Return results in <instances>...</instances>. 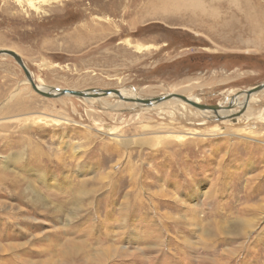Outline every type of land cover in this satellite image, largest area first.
Listing matches in <instances>:
<instances>
[{
    "label": "rangeland",
    "instance_id": "obj_1",
    "mask_svg": "<svg viewBox=\"0 0 264 264\" xmlns=\"http://www.w3.org/2000/svg\"><path fill=\"white\" fill-rule=\"evenodd\" d=\"M1 50L48 90L228 108L264 0H0ZM27 81L0 55V264H264V91L220 119Z\"/></svg>",
    "mask_w": 264,
    "mask_h": 264
},
{
    "label": "water",
    "instance_id": "obj_2",
    "mask_svg": "<svg viewBox=\"0 0 264 264\" xmlns=\"http://www.w3.org/2000/svg\"><path fill=\"white\" fill-rule=\"evenodd\" d=\"M0 55H8V56L14 58L15 61L21 66V68L25 72V75L28 78V80L30 81L33 90H35L36 93H38L39 95H41L43 97H46V98H58V97L65 96V95H71V96L83 99V98H87V97L109 96L111 94H115L117 96H121L120 91L119 90H115V89L114 90H112V89L103 90V91H100V92H97L96 90L86 91V92H79V91H73V90H58V89H56L57 93H55V94L50 93V92L41 91L38 88V86L35 84V81H34L32 75H31L30 71L25 66V63H24L23 59L18 54H16L15 52H12V51H0ZM263 90H264V83L261 84V85L256 86L252 90H249V91L245 92L246 96L248 97L247 101L249 102V98L252 95H255V94L259 93V92H262ZM89 92H91V94H94V95H89L88 94ZM173 98L179 99V100H181V101H183V102H185V103L191 105L192 107H194V108H196L198 110H201V111H211V112L216 113V112H219V111H222V110L223 111H228V110L232 109V107L225 108V107H221L219 105H217V106L202 105V104L195 103V102L189 100L185 96L176 95V94L168 95V96L162 97V98H158V99L155 100V102H162V101L170 100V99H173ZM134 101L139 103V104L144 105L145 107L151 106V104H152V100H140L139 99V100H134ZM247 105L248 104L244 105V108L242 109V111L240 113H238L237 115L232 116V117H234V118L235 117H240L245 112V110L247 109Z\"/></svg>",
    "mask_w": 264,
    "mask_h": 264
},
{
    "label": "bare ground",
    "instance_id": "obj_3",
    "mask_svg": "<svg viewBox=\"0 0 264 264\" xmlns=\"http://www.w3.org/2000/svg\"><path fill=\"white\" fill-rule=\"evenodd\" d=\"M177 3H179V2H177ZM175 4V3H174ZM173 4V5H174ZM181 6V5H180ZM170 8V7H169ZM1 51H10V50H1ZM12 52H14V51H12ZM16 53V52H15ZM16 54H18V53H16ZM19 55V54H18ZM20 56V55H19ZM21 57V56H20ZM22 58V57H21ZM24 61V60H23ZM25 63V62H24ZM25 66L27 67V65L25 64ZM28 68V67H27ZM28 70L30 71V69L28 68ZM25 73V72H24ZM30 73H31V75H32V72L30 71ZM32 77H33V75H32ZM28 79V78H27ZM34 79V78H33ZM35 81V80H34ZM27 84H29L30 86H31V83H30V81L28 80L27 82H26ZM35 84L38 86V88L41 90V91H44V92H50V93H53V94H55V93H57V90L55 91L54 89H51V90H48V88H45L44 86H39L36 82H35ZM32 87V86H31ZM33 89V88H32ZM59 90V89H58ZM97 92H100V91H102V90H97V89H95ZM35 91V90H34ZM90 91H92V90H90ZM264 91V90H263ZM245 92H247V91H245ZM245 92H243V93H241V94H238L237 96H235V98H233V100H232V102H231V105H230V107H233V106H236L237 105V103H238V101H239V99L240 98H243V100H246L247 101V99H248V97L246 96V93ZM121 93V96H117V95H115V94H111V95H109V96H99V97H87V98H83L84 100H88V102L91 100V99H97V98H101V97H105V98H116L117 99V101H120V102H118L119 104L120 103H122V101H124V100H127V101H131V102H133V103H135L134 105H138V106H144V105H142V104H139V103H137V102H135L134 100H141V98L139 97V96H133V97H131V96H127V94H125V93H123L122 94V92H120ZM245 93V94H244ZM89 95H94V94H91V92H89L88 93ZM97 95V94H96ZM101 95V94H100ZM168 95H173V94H167V95H165V96H162V97H166V96H168ZM256 95V94H255ZM255 95H252L250 98H249V101L251 100V99H253V97L255 96ZM134 97H136V98H134ZM162 97H159V98H162ZM187 98V97H186ZM158 99V98H157ZM174 100H178V99H176V98H173ZM173 99H170V100H173ZM189 100H191V101H193V102H195V103H199L200 104V101L199 100H197V99H191V98H188ZM156 100V99H155ZM155 100H153L152 101V104H151V106H153V105H157V104H159V103H162V102H165V101H170V100H165V101H162V102H155ZM182 103H183V101H182ZM185 104V103H184ZM187 104V103H186ZM121 106H122V104H120ZM121 106H117L116 108L118 109V108H120ZM219 106H221V105H219ZM148 107H150V106H148ZM147 107V108H148ZM221 107H225V106H221ZM146 108V107H145ZM203 114H208V115H212L213 116V114H214V118H222V117H226V116H231V115H233V113H235V109H231V110H228V111H219V112H216V113H214V112H211V111H201ZM223 115V116H222Z\"/></svg>",
    "mask_w": 264,
    "mask_h": 264
}]
</instances>
